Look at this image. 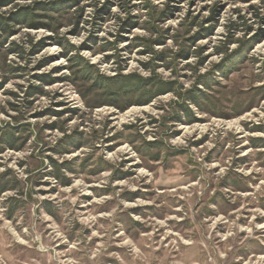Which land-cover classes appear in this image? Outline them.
I'll list each match as a JSON object with an SVG mask.
<instances>
[{"label":"rangeland","instance_id":"obj_1","mask_svg":"<svg viewBox=\"0 0 264 264\" xmlns=\"http://www.w3.org/2000/svg\"><path fill=\"white\" fill-rule=\"evenodd\" d=\"M0 185V264H264V0H0Z\"/></svg>","mask_w":264,"mask_h":264},{"label":"trees","instance_id":"obj_2","mask_svg":"<svg viewBox=\"0 0 264 264\" xmlns=\"http://www.w3.org/2000/svg\"><path fill=\"white\" fill-rule=\"evenodd\" d=\"M7 1H10V0H7ZM97 73V72H96ZM122 79L118 80L116 79V81H113L112 79V94H117V92H124L125 90V87H137V86H140L141 84L145 85L147 84L149 81H152L151 79H145V78H142L140 75L139 76H135V75H125V76H121ZM109 80L108 78H104L103 76L101 75H96V83H101V84H104V83H107ZM119 82V83H117ZM153 84V83H152ZM170 84V82H163V84H160L162 87H165V86H168ZM161 90V88H157V91ZM163 90V88H162ZM193 100V98H191ZM194 102L193 103H196L195 100H193ZM7 189H6V186L4 185H0V195L5 192Z\"/></svg>","mask_w":264,"mask_h":264}]
</instances>
